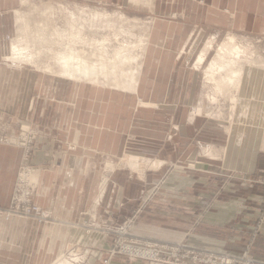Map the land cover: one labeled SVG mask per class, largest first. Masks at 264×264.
<instances>
[{
	"label": "crops",
	"instance_id": "crops-1",
	"mask_svg": "<svg viewBox=\"0 0 264 264\" xmlns=\"http://www.w3.org/2000/svg\"><path fill=\"white\" fill-rule=\"evenodd\" d=\"M23 1L0 0V119L35 131L28 159L36 171L34 202L51 219L38 223L0 214V264H55L70 250L86 264H143L110 254L113 238L102 228L121 225L133 238L246 252L264 261V142H233L244 150H231V142L208 143L217 151L205 159L196 157V142L183 141L185 106L195 85L180 64L183 41L192 33L189 20L197 19L198 10L211 12L214 3L224 17L230 7L240 13L242 0H130L150 4L159 15L143 48L134 92L72 81L56 71L4 68L12 46L25 42L14 31V12ZM168 115L178 128L171 129ZM170 131L174 138L167 140ZM125 154L174 167L186 160L198 164L144 172L135 182L132 173L116 168ZM21 164L22 148L0 142V209L10 204Z\"/></svg>",
	"mask_w": 264,
	"mask_h": 264
},
{
	"label": "rangeland",
	"instance_id": "rangeland-1",
	"mask_svg": "<svg viewBox=\"0 0 264 264\" xmlns=\"http://www.w3.org/2000/svg\"><path fill=\"white\" fill-rule=\"evenodd\" d=\"M232 3L235 6L234 2ZM149 5L141 1L130 2V0H24L14 12L15 18L17 17L14 21V31L18 36L21 35L24 39L22 41L25 42L23 45L14 42L8 56L2 60L3 67L10 71L27 70L33 74L48 69L50 72L59 73L60 62L67 55H71L74 57L72 61L74 66L79 60L95 70L99 76L95 83L99 86L115 88L125 85L130 71L128 67L133 68L134 71L138 70L144 45L159 16L157 12L148 8ZM240 5L243 6L240 13H235L236 8L230 7L233 10L224 17L223 12L218 10L221 5L214 3L211 12L198 10L197 19L189 20L188 23L192 33L190 37L188 36L190 39L183 41L184 50H181L180 64L194 75L195 85L191 92V100L185 106L187 114L183 123L188 131L183 141L196 142V147L193 149L196 157L211 159V153L215 149L207 146L208 143L220 147L223 142H231V150H244L241 145L239 148H234L233 142H264V0H242ZM210 14L212 17H207ZM168 18L169 16L166 20L170 22ZM173 20L184 22L181 18ZM229 39H232L231 43L236 47L247 48L245 55L242 54L239 58L242 57L240 62L245 68L252 70L247 73L249 77L246 75L239 83L241 87L238 85L237 88L217 92L216 84L208 81L205 71L220 45ZM206 42L211 43V48L207 51V56L204 55L201 64H198L199 56L204 49L202 47L207 44ZM62 43L64 49L58 47ZM120 62L123 63L121 74L117 71ZM37 63L39 66L36 65ZM46 63L50 65L43 66ZM218 75V73L215 75V80ZM251 103L254 107L250 106ZM254 110L258 111L255 115L250 113ZM167 118L171 129L178 128V125L173 123V115H168ZM0 124V135L5 138V142H16L21 130L22 134L23 131L30 133L34 139L35 131L25 125L10 126L1 119ZM172 138L174 133L170 131L166 139ZM23 141L27 142V138L23 137ZM217 154H214L215 158ZM131 161L135 165L131 164ZM115 164L117 170L132 173L133 180L137 182L141 180V174L144 172L158 171L163 167L180 168V170L196 169L198 163L197 160H186L181 164L183 167H174V164L170 165L156 158L125 154L118 157ZM260 175L263 182L264 172ZM127 235L130 236L129 233ZM144 241L160 243L154 240ZM72 251L74 250L57 259L55 264L62 259H73L74 256L78 259V264L87 263L85 257Z\"/></svg>",
	"mask_w": 264,
	"mask_h": 264
},
{
	"label": "built area",
	"instance_id": "built-area-1",
	"mask_svg": "<svg viewBox=\"0 0 264 264\" xmlns=\"http://www.w3.org/2000/svg\"><path fill=\"white\" fill-rule=\"evenodd\" d=\"M1 125V124H0ZM27 138V142L23 141ZM0 135L1 143H15L22 148V164L17 173L10 204L0 209L5 219L11 217L29 218L38 223H45L51 219V213L42 209L34 202L37 187L36 171L28 163L34 150L33 135L22 130L16 142H5ZM107 235L113 238L111 255H120L140 261L145 264H264L263 260L256 259L246 252H216L191 248L183 244H167L144 241L127 235L126 225L105 226L102 228Z\"/></svg>",
	"mask_w": 264,
	"mask_h": 264
},
{
	"label": "bare ground",
	"instance_id": "bare-ground-1",
	"mask_svg": "<svg viewBox=\"0 0 264 264\" xmlns=\"http://www.w3.org/2000/svg\"><path fill=\"white\" fill-rule=\"evenodd\" d=\"M51 9V8H50ZM105 14V13H104ZM103 14V15H104ZM94 15V14H93ZM96 15V14H95ZM100 16V15H98ZM106 16V14L104 15ZM19 17V16H18ZM121 19V18H120ZM74 20V19H73ZM72 22V20H71ZM70 22V23H71ZM190 37V36H189ZM197 38V36H196ZM190 39V38H189ZM104 40V39H103ZM208 40V39H207ZM189 41V40H188ZM105 42V41H104ZM232 39H229V41H227L226 43H223L222 45H220L216 55H214V59L213 61L210 63L209 67L206 68V71H205V74H206V77L208 79V81H213L216 85V91L217 92H223V91H228L229 89L233 88V87H239V83L244 80V78L246 77V75L249 77V75L247 73L250 72V70H252V68H245L243 65L244 64H241L240 60H242V57L241 59L239 58L240 55H245V51L246 49L244 47H236L235 45H233L232 43ZM207 43V42H206ZM211 43H207L206 45L204 44V48L201 52V55L199 56V59H198V64L204 60V55H206L207 51L211 48ZM214 44V43H213ZM11 45V44H10ZM69 48V47H68ZM71 48V47H70ZM102 48V47H101ZM104 48V47H103ZM250 48V47H249ZM75 49V48H74ZM105 49V48H104ZM73 51V50H71ZM104 51V50H103ZM102 51V52H103ZM251 51V50H250ZM253 52V51H252ZM100 53V52H99ZM105 53V52H104ZM247 53V52H246ZM121 54V53H120ZM199 54V53H198ZM248 54V53H247ZM75 55V54H74ZM77 55V54H76ZM79 55V54H78ZM103 55V54H102ZM115 55V54H114ZM122 55H127V54H122ZM207 56V55H206ZM111 57V56H109ZM114 57V56H113ZM119 55L117 56V58L119 59ZM249 56H247L248 58ZM10 58V57H9ZM75 58L77 59V57L75 56ZM74 59L73 56L71 55H67V57L65 58L64 57V60L61 63V66H60V69H59V75L64 77L65 79H72V81L74 80H88V81H91V80H97V74L95 72V70L91 67L89 68L88 67V64L86 65V63H83V62H78L75 64L76 66H74V62H72ZM99 59V58H98ZM107 59V58H106ZM105 59V60H106ZM117 59V60H118ZM131 59V58H130ZM12 60V59H11ZM245 60V59H244ZM104 62V60H102ZM100 61V62H102ZM107 61V60H106ZM115 61V59H114ZM125 60H123L124 62ZM127 61V60H126ZM254 61V60H253ZM256 61V60H255ZM5 62V61H4ZM17 62V61H16ZM116 62V61H115ZM91 63V62H90ZM112 63V62H111ZM118 63V62H117ZM127 63V62H125ZM124 63V64H125ZM247 63V62H245ZM250 63V62H248ZM247 63V64H248ZM255 63V62H254ZM25 64V63H23ZM106 64V63H105ZM123 63L120 62V65H119V69H117V71L121 74V70H122V65ZM257 64V63H256ZM18 65V64H17ZM26 65V64H25ZM250 65V64H249ZM255 65V64H254ZM117 66V65H115ZM15 67V66H14ZM31 67V66H30ZM109 68V63H108V66ZM251 67V66H250ZM33 68V67H32ZM117 68V67H116ZM130 68V71L128 72V77L126 78V83L125 85H121V86H117L115 87V89H122L123 92L125 91V89H129L131 91H135L136 89V85H137V76H138V70H132L131 67H128ZM101 69V68H100ZM106 69V68H105ZM49 71V69H48ZM115 71V70H114ZM115 71V72H117ZM113 72V71H111ZM221 72V73H219ZM219 74L218 75V78L215 80V75L216 74ZM117 74V73H116ZM109 75V74H107ZM254 75V73H253ZM99 77V76H98ZM252 77V76H251ZM255 78V77H253ZM99 80V79H98ZM251 80V79H250ZM84 82V81H83ZM94 82V81H93ZM88 83V82H87ZM212 83V82H211ZM97 84V83H96ZM242 84V83H241ZM257 84V82H256ZM239 85V86H238ZM115 86V85H114ZM241 87V86H240ZM261 89V88H260ZM258 91V90H257ZM260 94V93H259ZM262 94V93H261ZM260 94V95H261ZM224 95V94H223ZM263 95V94H262ZM214 99V98H213ZM262 100V98H261ZM151 105V104H149ZM157 105V104H156ZM161 105V104H160ZM251 107H254V104L251 103L250 105ZM146 107V105H145ZM147 107H149L147 105ZM258 112V111H257ZM256 110H254L253 112H250L252 113L253 115L257 114ZM195 115V114H194ZM140 161V159H139ZM148 161V160H147ZM131 164L135 165V163H132L131 161ZM129 164V165H131ZM133 165H131L133 167ZM130 166V167H131ZM73 258V257H72ZM78 259L74 258L73 259H69V260H66V259H62L61 261H59L57 264H78Z\"/></svg>",
	"mask_w": 264,
	"mask_h": 264
}]
</instances>
